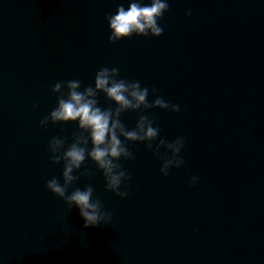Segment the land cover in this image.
<instances>
[{
  "label": "water",
  "instance_id": "1",
  "mask_svg": "<svg viewBox=\"0 0 264 264\" xmlns=\"http://www.w3.org/2000/svg\"><path fill=\"white\" fill-rule=\"evenodd\" d=\"M121 2L0 0V264H264V0H169L159 38L110 43L106 17ZM102 67L147 86L149 102L155 86L181 105L144 114L161 129L157 143L186 137L185 163L162 176L157 156L129 144L122 199L86 159L69 192L92 183L112 219L84 229L46 188L63 170L49 141L67 147L77 125L40 121L57 82L79 80L83 91ZM138 115L121 122L131 130Z\"/></svg>",
  "mask_w": 264,
  "mask_h": 264
},
{
  "label": "clouds",
  "instance_id": "2",
  "mask_svg": "<svg viewBox=\"0 0 264 264\" xmlns=\"http://www.w3.org/2000/svg\"><path fill=\"white\" fill-rule=\"evenodd\" d=\"M169 6V0H122L115 13L106 17L109 42L116 43L133 36L159 38L164 31L159 21L169 11ZM185 15L191 16V10ZM51 92L57 96V104L49 115L41 119L40 127L46 129L50 123L76 124L78 132L73 134L67 147L63 137H53L49 141L50 163L53 166L62 163L63 170L62 182L52 177L46 182V188L63 200L69 211L73 208L78 210L84 229L108 225L112 219L101 200L95 197L92 183L69 192L79 179L74 173L81 170L86 159L91 160L102 173L105 191L122 199L129 195L131 176L120 161L135 159L129 144L143 143L147 151L157 156L162 176H168L170 169L184 165L185 158L181 153L186 137L178 136L171 142L159 138L157 143L161 129L155 120L144 114L151 109L172 113L182 111L180 104L165 101L155 86L151 89L155 98L149 102L147 86L142 87L138 80L120 78L117 67H102L95 74L94 86L89 85L81 91V81L70 80L57 82ZM100 93L115 105L114 109L99 106L97 96ZM37 107L33 105L34 110ZM125 112L139 113L131 130L121 122V115ZM198 182L199 177L193 175L188 186L194 187Z\"/></svg>",
  "mask_w": 264,
  "mask_h": 264
}]
</instances>
